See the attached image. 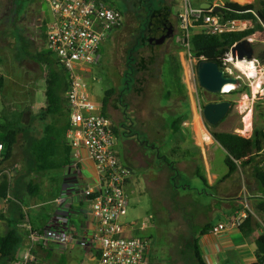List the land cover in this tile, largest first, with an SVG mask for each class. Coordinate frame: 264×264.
Wrapping results in <instances>:
<instances>
[{"label": "rangeland", "instance_id": "obj_1", "mask_svg": "<svg viewBox=\"0 0 264 264\" xmlns=\"http://www.w3.org/2000/svg\"><path fill=\"white\" fill-rule=\"evenodd\" d=\"M106 1L110 2V0ZM202 1L188 0L194 8L199 7ZM220 1L242 5L252 4L258 8L260 7L259 2L264 0ZM182 4L183 0H177V3L168 6V13L176 17V13L180 11ZM50 16L49 6L44 0H0V66H2L0 77H6V79L3 78L2 89L7 86L2 96H8L7 99L11 96L13 99H19V105H13L14 108L21 109L23 107L26 110L30 106L26 101L31 99V82H33L32 84L37 83L39 86L40 94H37L38 99L36 100L40 101L39 103L42 105L47 78L51 73L59 71L60 67L51 61V57L47 55L46 51H42L40 47L42 42H45L44 28ZM250 24L252 28L253 25L251 22ZM144 27V24L139 23L135 18H131L122 37L116 34L113 38L107 40L103 47L101 45V60L92 74L95 80L91 81V96L94 100H101L108 96V107L105 114L116 125V121L120 120L121 114L117 107L115 109L113 107L115 100L119 98L117 106L120 108L119 101L124 102L127 92L132 90L135 83V79H133L134 77L128 68H126V75L121 74V69L124 67V50L129 48L134 50L135 45L137 48H141L139 50L140 54L136 56V58H139L138 64L144 68L143 71H149L151 77L141 75L140 80L136 83L138 89L135 87L130 97L132 99L130 105L136 100V108L138 109V112H134V115L131 109L128 110L131 114L129 116L132 126H134L129 129L133 132L134 137L124 138L119 135L115 141L122 162L127 166L130 165L134 175H138L139 179L141 178L138 191H136L133 198L129 199L126 215L121 221L125 224L135 223V227H138V224L142 221L145 222L146 227L149 228H146L145 235H151L152 237L149 257L152 264H171L169 259L176 261L177 264H184L183 260L179 258L181 254L177 252V250H182L178 246V244H183L180 237L182 239V236H191L194 232H183L181 224L180 226L178 224L180 217L176 213L182 215L184 211L187 214L186 217L189 218L192 214V208L195 206L194 204L200 200V193L204 191L218 195L221 191L217 187L209 191L205 190L206 186L203 181L205 172L202 164L200 165L201 161H199V158L195 159L194 167L198 169L191 172L193 162H183L184 159L192 155L191 149L188 148L181 151V154L178 153L179 150L177 149L184 143L178 140L179 136L174 135V132H180L182 128L183 131L185 128L190 129V126H182V123L190 113L191 104L202 115L204 105L211 101H228L232 103V106L227 116L216 126L208 125L201 118L203 130L207 129L211 133L237 134L238 130L243 129V114H245L243 110L247 105L252 107L250 113L252 131L254 127L264 128V96L254 93V80L245 77L232 63L227 66V71L239 80L235 90L232 91V93H236L214 95L206 92L199 86L196 69L193 73L194 78L189 76L185 53L178 45V32L164 46L153 45L149 47L145 39V33L141 31ZM140 34L144 35L143 39L140 38ZM244 44L252 52L251 59H246V61H254L257 68H263L264 66L259 65L253 55L264 51V35L256 34L248 38ZM41 56L43 58L40 59ZM130 66L133 68V63H130ZM177 73L182 84L180 88L175 83ZM7 78L8 85H5ZM127 82L130 84L127 85ZM125 88L127 89L125 90ZM239 90L241 92H238ZM60 94L64 98L65 93L60 91ZM138 102L141 103L138 104ZM5 110L3 109V111ZM22 121L28 122V116ZM61 121L63 123V117ZM36 123L35 120H32L30 125L36 127ZM10 124L15 123L11 122ZM140 142H144L141 154L147 158L142 156L139 158L142 161H147L149 169L139 166L138 162L135 161L137 155L134 158H129V156L132 157L134 148L141 146ZM157 151H159L158 158L156 156ZM208 154L212 171L218 174L220 178L223 177V180L226 179L227 185L238 179L241 173L240 184L243 181L249 193L256 192L250 174V167H238L236 173H230L225 165L226 153L217 144L210 146ZM179 158H184L178 164L179 169L182 171L176 170L174 164H168ZM146 172L147 177H143L142 175ZM167 172L172 176L166 180ZM150 179H152V185L148 183ZM217 186H220V184ZM183 196L186 197V202L183 203L181 200V211L177 212L174 209L171 213L166 206H174L179 199H183ZM184 206L185 208H183ZM249 207L254 210L252 202H249ZM255 213L263 223L262 225L257 220L261 225L260 229L263 231L264 217L260 213Z\"/></svg>", "mask_w": 264, "mask_h": 264}, {"label": "crops", "instance_id": "obj_2", "mask_svg": "<svg viewBox=\"0 0 264 264\" xmlns=\"http://www.w3.org/2000/svg\"><path fill=\"white\" fill-rule=\"evenodd\" d=\"M203 2L209 1L203 0L201 4ZM211 3L224 4L220 0H212ZM177 14L178 13H176V20ZM116 34L119 36L117 30L114 31L107 40L113 38ZM43 36L45 40V29ZM105 42L102 44V47ZM40 47L42 51L44 50L47 52L45 42H42ZM50 60L56 64L54 58ZM1 67L2 66H0V68ZM3 78L6 79V77ZM8 78L5 85H8ZM32 83L33 82L30 83L32 86L30 89L31 99L26 101L30 106L27 107L26 110L23 107L21 109L13 107L15 104L19 105V99H13L12 96L7 99L8 96H2L7 86L0 91V140L1 127L4 125H12L18 132L17 141L12 149L11 156L6 162L0 164V180L3 176H6L9 183L7 196L5 198H0V236H3L9 229L10 224L15 222V226L22 237L21 246L16 254V262H14V264H18L28 246L26 237L27 226H30L31 229L35 231H44L49 227L66 229L71 235V241L66 243L51 242L48 243L47 249H38L34 251L35 257L33 263L96 264L97 255L94 248L89 245L88 239L95 231L97 224L96 220L91 216L88 204L81 194L84 189L92 187L97 183L98 179L95 168L84 150L79 149L75 152L67 145L64 134L59 145L58 154L52 158L53 164L59 168L48 171H37L36 167L38 162L32 151V147L44 134L43 128L45 123L39 121V113L46 105V96L44 92V103L40 105V101L36 100L38 99L37 94H40L39 86L37 83ZM136 89H138V86ZM174 94L177 95L176 93ZM96 100L97 99L94 101L102 107L103 99ZM117 100L119 99L115 100V105H113V107L114 109L117 107L121 114L120 117L118 116L120 120L116 121L115 125L109 116L106 114L105 116L112 120L113 126H120L122 124L132 125L129 116L131 114H129L128 110L131 109L133 115L134 112H138L136 100V103L132 102V105H130L132 99H124L123 103L119 101L120 108L117 106ZM139 103L141 102H138V104ZM123 105H126V107L123 108ZM193 106L192 104L190 105V113L182 123V126H190V129L185 128L183 131L182 128L180 132H174V135L179 136L178 140L184 143V145H181L179 149H177L179 150L178 153L181 154V151L190 148L192 155L187 159L179 158L174 160L173 163L175 167L179 169L178 164L181 163V160L184 159L183 162L185 163L191 161L193 162V166L192 168L190 167V171L194 172L198 169L194 167L195 159L199 158V161H201L200 165L202 164L205 172L203 175V181L206 186L205 190L209 191L217 187L221 192H219L218 195H213L204 191L200 193V200L194 204L195 206L192 208V214L189 218L186 217L187 214L184 211L182 215L181 213H176L180 217L178 224L179 226L181 224L183 232H194L193 235L198 239L200 254L205 264H252L256 261V245L254 239L255 236L259 235L261 229L248 238H244L238 228H229L219 234L210 232V229L214 225L226 220L232 212L242 207L243 199L241 198V188L245 185L243 181L240 184L242 177L241 173L238 179L227 185L226 179L223 180V177L220 178L218 174L212 171L208 151L213 144L220 145L214 140L212 133L207 129L203 130V133L198 139L194 129V119L198 118L202 121L203 118L195 109V106ZM107 107L108 103L106 108ZM3 109L6 110L3 111ZM65 110L66 100L63 111ZM26 116H28V122H23L22 119ZM62 117L64 118L63 123L61 121ZM32 120L37 122L36 127L30 125ZM66 120L68 121V118L64 115L60 116V121L57 123V130H60V127L65 125ZM53 121V117H48V123ZM11 122L15 124H10ZM239 131L240 130H238V132ZM237 135L239 134L237 133ZM206 136H208L209 140L206 139ZM143 146L144 145L135 147L132 157L129 156V158H134L137 155L138 157L135 161L138 162L139 166L149 169L147 161H142L139 158L141 156L146 157L141 154ZM115 150L117 152L116 143ZM157 152L156 156L158 158L159 151ZM164 156L166 157V155ZM152 158L154 157L152 156ZM128 166L131 168L130 165ZM233 173H236V171ZM132 174L127 184L130 198H133L136 191H138L141 179L138 178V175H134V171ZM142 176L147 177V172ZM167 178H170L168 172L166 180ZM242 180L244 179L242 178ZM148 183L152 185V179H150ZM218 184H220V186H217ZM254 194L257 195L256 192ZM254 194L250 195L253 197ZM252 197L249 198V202H253ZM181 200L183 203L186 202V197L183 196V199H179L174 206L171 205L169 207L168 205L166 208H169L168 210L171 213H173L174 209L177 212L181 211ZM183 208H185V206ZM65 220L67 222L66 224L64 222ZM145 233L146 232H144V234ZM139 234H143V232L139 233L136 230L126 231L124 236L133 237L139 236ZM150 238L152 237L150 236ZM85 241L86 245H82V242ZM150 264H152L151 261Z\"/></svg>", "mask_w": 264, "mask_h": 264}, {"label": "built area", "instance_id": "obj_3", "mask_svg": "<svg viewBox=\"0 0 264 264\" xmlns=\"http://www.w3.org/2000/svg\"><path fill=\"white\" fill-rule=\"evenodd\" d=\"M44 1L51 13L45 24L46 48L54 54L70 81L65 94L69 124V129L65 133L66 143L75 152L79 149L86 152L98 179L94 186L84 189L81 193L97 224L88 239L89 245L94 248L97 255L96 264H150L152 240L144 234L147 228L145 222L142 221L135 227V223L125 224L121 221L129 206L127 184L133 171L122 162L115 150L116 135L112 120L103 114L101 105L92 100L91 96V81L95 80L92 72L100 63L101 45L121 26L122 15L106 0ZM212 5L220 8L223 6L219 3ZM177 21L178 45L185 53L188 73L192 78L198 62L202 60L193 58L191 54L190 41L193 34L221 35L251 28L249 21L237 19L224 21L220 13L194 8L188 0H183ZM233 61L236 60L232 59L229 50L223 62L226 66L224 69L226 75H231L227 71V63L233 64ZM250 63L256 72L254 77L247 78L254 80L253 87L264 96V67L257 68L254 61ZM233 90L235 88L223 91V94H230ZM243 111L244 119L251 113L252 107L247 105ZM249 122V131L242 129L238 132L243 138H250L252 134L251 116ZM3 150L4 146L0 143V156ZM250 197L245 186H242V207L232 212L226 220L214 225L210 232L219 234L229 228L239 229L249 213L263 225L254 210L249 207ZM64 222L67 223L66 220ZM26 229L28 246L18 264H33L34 251L47 249L48 243L71 241V235L66 229L49 227L44 231H35L30 226ZM134 230L143 232L144 235L124 236L126 231ZM82 245H86V241L82 242Z\"/></svg>", "mask_w": 264, "mask_h": 264}, {"label": "trees", "instance_id": "obj_4", "mask_svg": "<svg viewBox=\"0 0 264 264\" xmlns=\"http://www.w3.org/2000/svg\"><path fill=\"white\" fill-rule=\"evenodd\" d=\"M207 1L210 3L212 2V0ZM259 3L260 7L256 8L252 4L242 5L226 1L221 7L222 13H220V17L224 21L230 19L246 20L251 22L253 27L246 31L221 35H208L204 33L193 34L190 41V51L193 58H202L208 62L216 63L218 67L224 71L226 66L223 62L234 44L239 42L245 43L248 38L256 34L264 35V1H260ZM144 25L145 30L142 31V33H145V39L148 43V36L146 35L148 21H145ZM143 36L144 35L141 34L140 38L143 39ZM134 47V50L131 49L130 51L132 55L129 56V62H127V64L128 69L131 71V75L134 77L133 79H137L144 68L138 64L137 58L133 59L136 51L141 49L137 48L136 45ZM47 55L56 60L54 54L48 49ZM41 58L43 57L41 56L40 59ZM253 58L256 59L259 65L264 66V51L253 55ZM130 63H133V68H131ZM56 64L60 67L57 60ZM227 66H229L228 63ZM179 68L180 67L178 66V69ZM175 83H177L178 88L182 87L178 73L175 77ZM69 84L70 81L68 79V75L61 67L59 68V71L51 73L47 78L45 87L46 105L39 113V120L45 123L43 128L44 134L43 137L35 142L32 147V151L34 152L38 162L36 167L37 171H48L59 168L53 164L52 158L58 154L62 137L69 129V124L66 120L65 125L61 126L60 130H57V123L60 121V116L64 115L68 118L67 111H63L65 99L61 96L60 91L66 94ZM129 84L130 83L127 82V85ZM2 87L3 78L0 77V91L2 90ZM134 87L135 86H133V88ZM172 90L174 91L173 87ZM238 92H241V90ZM235 93L236 92H231L230 94ZM107 99L108 96H105L102 102V112L104 115L108 103ZM125 107L126 105H123V108ZM48 117H53L54 121L48 123ZM172 126L176 127L174 124H172ZM130 127L133 128L134 126L129 124L113 126V131L116 137L122 135L124 138H131L134 137V134L129 129ZM14 128L15 127L12 125H4L1 127L0 141L4 146V150L0 156V164H3L9 159L12 154V149L16 144L18 132ZM121 130L123 131L121 132ZM212 137L225 151V165L230 173L237 171L238 167L251 168L250 174L252 176V182L254 183L257 195L254 193L249 194H254L253 197L251 196L253 199L252 203L254 212L260 213L264 217V128L254 127L250 138H243L234 133L222 132H214L212 133ZM143 144L144 142H140V145ZM168 164L173 165L174 163L169 162ZM175 169L177 170V168ZM170 176H172V174ZM8 191L9 183L6 176H3L0 180V198H5ZM260 226L261 225L256 218L249 213L240 225L239 232L244 238H248L259 231ZM150 236L148 235L147 237L150 238ZM194 236L195 235L192 234L191 236H182V239L180 237L183 244H178V246L182 248L180 251L177 250L178 254H181V257L179 258L183 260L184 264H205L200 254L198 239ZM21 242L22 237L19 234L14 222L10 224L7 232L3 236H0V264H14V262H16V254L21 246ZM254 242L256 245V261L252 264H264V231L261 230L259 235L255 236ZM169 262L171 264H177V262L172 261V259H169Z\"/></svg>", "mask_w": 264, "mask_h": 264}, {"label": "flooded vegetation", "instance_id": "obj_5", "mask_svg": "<svg viewBox=\"0 0 264 264\" xmlns=\"http://www.w3.org/2000/svg\"><path fill=\"white\" fill-rule=\"evenodd\" d=\"M175 3H177V0H110V4L120 10L122 15V24L117 29L118 34L121 37L124 35L125 29L128 27L131 18H135L139 23L141 22V24H144L145 21H148L146 35L148 36V39L150 34L155 35L156 46H164L167 44L173 39V36L176 32H178L177 34L179 35L176 17L172 14H169L167 9L168 6H171ZM143 30H145V27ZM168 34H171L169 38L167 37ZM130 51V48L124 50V67L121 69L122 75H126V68H128L127 62H129L128 58L130 55H132ZM137 54H140L139 50L136 51L135 57H133V59L136 58ZM137 59L139 60V58ZM141 75H147L149 78L151 77L149 71H142L140 73V76ZM139 80L140 78L135 79L133 86H136V83ZM134 90L135 87L132 88L131 91H128L125 99H131L130 97Z\"/></svg>", "mask_w": 264, "mask_h": 264}, {"label": "water", "instance_id": "obj_6", "mask_svg": "<svg viewBox=\"0 0 264 264\" xmlns=\"http://www.w3.org/2000/svg\"><path fill=\"white\" fill-rule=\"evenodd\" d=\"M202 10H212L214 13H222L220 7H214L210 2H203L199 6ZM153 24V22H152ZM171 34H168L169 38ZM155 35L150 34L148 39V45H155ZM231 56L233 60H244L251 59L252 52L246 47L242 42L236 43L231 49ZM197 78L199 86L206 92L214 95H222L224 88L228 86H236L239 83L237 77L226 75L223 70H221L216 63L208 62L204 59L197 64ZM232 106L231 102H209L204 105L202 110V118L210 126H216L218 123L222 122L227 116L230 108Z\"/></svg>", "mask_w": 264, "mask_h": 264}, {"label": "bare ground", "instance_id": "obj_7", "mask_svg": "<svg viewBox=\"0 0 264 264\" xmlns=\"http://www.w3.org/2000/svg\"><path fill=\"white\" fill-rule=\"evenodd\" d=\"M233 64H234L235 68L238 71H240L242 74L245 75V77H248V78L254 77L256 71H255L254 66H253L252 63L246 62V61L236 60V61H233ZM224 89H225V91H230V90L233 89V87L228 86V87H226ZM253 91L257 95L261 94L259 92V90H256V87H253ZM250 116H251L250 113H248V115L243 119V121H244L243 131H249L250 130V122H249ZM194 129H195L196 135H197V137L199 139L201 134L203 133V127L201 125V121L198 118L194 119ZM206 139L209 140L208 136H206Z\"/></svg>", "mask_w": 264, "mask_h": 264}]
</instances>
